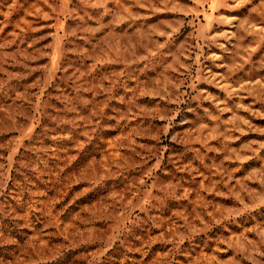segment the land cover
<instances>
[{"label":"rangeland","instance_id":"rangeland-1","mask_svg":"<svg viewBox=\"0 0 264 264\" xmlns=\"http://www.w3.org/2000/svg\"><path fill=\"white\" fill-rule=\"evenodd\" d=\"M0 264H264V0H0Z\"/></svg>","mask_w":264,"mask_h":264}]
</instances>
